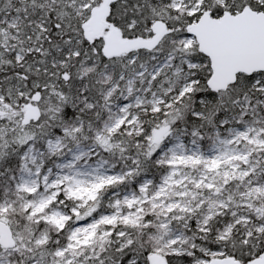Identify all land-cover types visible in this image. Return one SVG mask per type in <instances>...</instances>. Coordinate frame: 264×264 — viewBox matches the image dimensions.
<instances>
[{"label":"snow or ice","instance_id":"6c2138e0","mask_svg":"<svg viewBox=\"0 0 264 264\" xmlns=\"http://www.w3.org/2000/svg\"><path fill=\"white\" fill-rule=\"evenodd\" d=\"M0 264H264V0H0Z\"/></svg>","mask_w":264,"mask_h":264}]
</instances>
